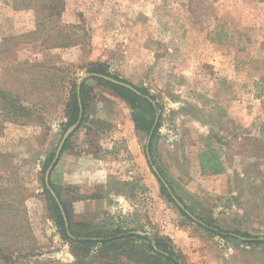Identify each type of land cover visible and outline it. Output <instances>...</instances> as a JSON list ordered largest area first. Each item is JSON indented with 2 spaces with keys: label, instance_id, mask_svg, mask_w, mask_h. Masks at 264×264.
<instances>
[{
  "label": "rangeland",
  "instance_id": "374dc122",
  "mask_svg": "<svg viewBox=\"0 0 264 264\" xmlns=\"http://www.w3.org/2000/svg\"><path fill=\"white\" fill-rule=\"evenodd\" d=\"M95 63L155 96L154 156L194 215L264 240V1L0 0V264H145L121 251L104 258L101 245L77 249L48 208L43 164L63 137L73 82L85 78L94 88L86 122L60 157L82 163L81 180L51 177L75 228L165 235L190 264H264V244L210 232L161 192L149 134L87 76ZM208 143L223 175L200 166ZM95 159L111 171L92 173Z\"/></svg>",
  "mask_w": 264,
  "mask_h": 264
},
{
  "label": "trees",
  "instance_id": "16d2710c",
  "mask_svg": "<svg viewBox=\"0 0 264 264\" xmlns=\"http://www.w3.org/2000/svg\"><path fill=\"white\" fill-rule=\"evenodd\" d=\"M264 1V0H262ZM62 5V4H61ZM59 5L53 6L51 5V9H57L59 11ZM64 5L60 7L62 10ZM90 72H98L114 77L120 81L129 83L134 85L138 92L134 91L131 88H128L124 85L117 84L106 80L101 77H90L96 80L98 85L106 87L114 91L121 99H123L132 109V120L134 122V126L136 131L138 132H146L150 133L157 115V108L159 104L156 102L154 104L152 101H155V96L151 94V92L144 87L137 86L127 79L111 72L108 66L105 63H95L89 69ZM89 78H85L81 83L73 82L71 88V94L67 97L66 100V116L67 121L63 123V131L74 124L80 115L81 105L80 98L83 106V117L80 125L77 127L74 133L69 137L66 141L63 151L68 150L71 146V138L74 134L85 125L86 122V114L87 107L91 98V95L94 91V88L91 84L88 83ZM256 87L259 92V95H264V76L256 82ZM145 95V96H144ZM15 112H22L24 114L29 113L28 108L26 106L20 105V107L15 108ZM160 123L158 122L156 125L155 132L153 134L151 144L149 147V151L152 154V158L154 164L158 166L163 177L168 180L167 176L164 174L160 165L158 164L155 156H154V139L158 132ZM55 155V151H52L46 158L42 174L44 175L48 166L52 162ZM200 166L204 172H211L213 174L221 173L224 171L225 166L221 159V156L218 150L212 145V143H208L206 147L201 151L199 155ZM155 173V172H154ZM157 176V175H156ZM160 184H161V192L166 195L170 201H172L181 211V213L186 216L188 219L195 221L189 214L185 212L173 199L170 190L163 183V181L157 176ZM3 177L0 176V180ZM168 183L178 198L186 205L188 209L193 213V210L183 201L181 196L177 193L173 183L168 180ZM51 187L56 191L58 197L62 201L64 205L65 211L67 213L69 219V226L65 222L63 213L60 209L58 202L55 197L50 192L47 185L44 183V192L47 195L48 200V208L51 212V217L55 221L57 227L59 228L62 237L66 240H70L72 244L76 245V248L82 250L84 253H88L93 246L101 245V250L104 253V258H110V251H121V255L128 257V259H136L137 261L143 262L145 264H190L174 247L172 239L165 235H151L149 233H141L135 228H127L123 226H117L112 228H103L97 227L96 225H92L90 223H79L76 225L78 229L75 228L74 222L71 218L70 209L67 201L63 198L61 190L55 183L50 181ZM0 191H6L5 187L0 186ZM194 214V213H193ZM197 217V216H196ZM199 220L197 221L199 225L205 227L210 232L220 235L224 238H233L238 239L241 237H246V242L251 244H264V240H258L250 233L243 232L240 230H227L222 228L221 226L215 223L214 218L205 219L198 215ZM68 230L71 234H69ZM250 238H253L250 240Z\"/></svg>",
  "mask_w": 264,
  "mask_h": 264
},
{
  "label": "water",
  "instance_id": "95a60500",
  "mask_svg": "<svg viewBox=\"0 0 264 264\" xmlns=\"http://www.w3.org/2000/svg\"><path fill=\"white\" fill-rule=\"evenodd\" d=\"M88 77H101V78H104L106 80H109L111 82H114V83H117V84H121V85H124L128 88H131L133 89L134 91L138 92L139 94H142L140 91H138L136 89V87H134V85L132 84H129V83H126V82H123V81H120L114 77H111L109 75H106V74H103V73H98V72H91L87 75ZM84 80V79H83ZM80 100V105H81V112H80V115H79V118L78 120L70 125L66 131L64 132L63 134V137L58 145V148L57 150L55 151V155H54V158L52 160V162L50 163V165L48 166L46 172H45V184L47 185V187L49 188L50 192L52 193V195L55 197L56 201L58 202L59 206H60V209L63 213V216H64V219H65V222L67 224V227L69 226V219H68V216H67V213L65 211V208H64V205L62 204V201L60 200V198L58 197L56 191L51 187V184H50V181H51V175H52V171L55 167V165L58 163L60 157H61V154H62V151H63V147L66 143V141L69 139V137L72 135V133L75 132V130L77 129V127L80 125L81 123V120H82V117H83V106H82V102H81V98L79 99ZM158 120L159 118L157 117L156 120H155V123L149 133V138H148V141H147V145H146V148H147V157H148V160L151 164V167L153 169V171L155 172V174L163 181V183L168 187V189L170 190V193L173 197V199L175 200V202L182 208L185 210V212L187 214H189L194 220L196 221H200L201 223H204L203 221L199 220L187 207L186 205L178 198V196L172 192V189L168 183V181L163 177V175L161 174L160 172V169L157 167L156 164H154V161H153V158H152V154L151 152L149 151V147H150V144H151V140H152V137H153V134L155 132V129H156V125L158 123ZM69 234L70 231L68 230ZM243 239H246V237H242Z\"/></svg>",
  "mask_w": 264,
  "mask_h": 264
},
{
  "label": "crops",
  "instance_id": "0c3cea01",
  "mask_svg": "<svg viewBox=\"0 0 264 264\" xmlns=\"http://www.w3.org/2000/svg\"><path fill=\"white\" fill-rule=\"evenodd\" d=\"M62 155V154H61ZM60 160V159H59ZM80 161H77L76 158H72V156H67L66 158H62L60 161H58V163L55 165L53 171L55 170V172H57L58 170H60L63 175V179L68 181V180H72L69 182H78L81 179H79L82 174L83 171L80 170L81 164L82 163H78ZM96 163V164H95ZM93 167L91 166V172H98V169H101L102 171H106L107 173L109 171H111L110 168V164L107 163V161H101V165H99L98 160H94V162L92 163ZM125 169H121L119 170V174H121V176H123V173ZM52 171V174H53ZM118 171V170H116ZM130 172H133V168L130 167L129 169ZM224 172V171H223ZM218 173V175H223L222 173ZM52 177V175H51ZM131 178V177H130ZM216 191H220L219 189H217Z\"/></svg>",
  "mask_w": 264,
  "mask_h": 264
}]
</instances>
